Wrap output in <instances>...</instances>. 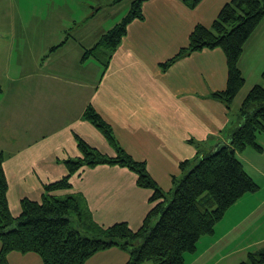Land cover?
I'll return each mask as SVG.
<instances>
[{"label": "crops", "instance_id": "obj_1", "mask_svg": "<svg viewBox=\"0 0 264 264\" xmlns=\"http://www.w3.org/2000/svg\"><path fill=\"white\" fill-rule=\"evenodd\" d=\"M228 1L202 0L196 7H190L184 0L144 1V18L128 25L127 34L103 74L98 61L81 59L83 52L123 17L106 27L99 25L95 18L102 9L97 4L91 5V13L81 15L86 18L81 21L74 17L78 10L73 8L49 14L51 20L70 17L74 25L78 21L80 24L72 29L73 41L66 39L54 51L51 48L62 41L57 39L52 46L44 45L48 48L44 59L36 51L34 75L47 79L49 86L42 90L43 81H35L31 91H27L26 105L18 98L17 123H5L0 128L6 133L10 147L6 153L0 145V152L5 155L12 213L21 212L23 197L40 200L45 183L67 174L61 160L81 154L76 134L103 153H116L106 136L83 118L89 103L112 125L120 145L137 160L146 161L150 174L165 191L173 189L174 177L182 176L180 162L197 155L196 142L208 151L217 142L228 140L229 132L239 122V114L234 118L233 104L230 109L210 97L211 91L227 86L224 52L219 48L205 49L178 58L167 69L162 67V63L189 44L194 27L199 23L211 26ZM254 35L241 57L242 70L248 43L257 36ZM30 42L35 44L38 38L33 37ZM5 118L8 122L12 116ZM71 181V188L57 193L83 194L94 219L102 225L126 221L138 229L152 205V190L139 186L136 173L126 166L97 164L72 175ZM211 236L215 232L202 236L199 242ZM129 256L128 251L115 246L95 253L86 264H125ZM8 261L44 264L34 252L12 251ZM184 264L203 262L198 257L188 260L185 254Z\"/></svg>", "mask_w": 264, "mask_h": 264}, {"label": "trees", "instance_id": "obj_2", "mask_svg": "<svg viewBox=\"0 0 264 264\" xmlns=\"http://www.w3.org/2000/svg\"><path fill=\"white\" fill-rule=\"evenodd\" d=\"M144 1L134 0L127 15L104 31L92 47H87L81 59L98 61L103 74L127 34L128 25L144 18ZM184 1L196 7L202 0ZM263 20L264 0H230L211 26L197 24L190 34L189 44L162 63V67L167 69L178 58L193 52L221 49L228 66L227 86L211 91L210 97L231 109L245 85L239 64L246 43ZM79 24L80 21L76 22L71 29H77ZM64 43L52 47L51 51ZM238 114L239 122L229 132L228 140H224L229 146L213 152L214 148L206 151L196 142L197 155L180 162L182 176L174 177L171 191L157 184L146 161L137 160L120 145L112 125L91 103L86 106L83 118L106 136L116 153H103L76 134L81 154L61 160L67 174L45 183L40 200L23 197L18 215L10 208L5 155L0 152V264H9L8 255L12 251L34 252L44 264H86L95 253L115 246L128 251L130 256L125 264H184L185 254L197 251L202 236L212 235L216 225L239 199L260 189L238 153L249 145L263 150L257 137L264 132V85L255 84L250 89ZM105 163L130 168L137 175L138 185L152 190L151 208L138 229H133L126 221L102 225L94 219L83 194L57 193L72 187V175ZM239 264H264V247L250 252Z\"/></svg>", "mask_w": 264, "mask_h": 264}, {"label": "rangeland", "instance_id": "obj_3", "mask_svg": "<svg viewBox=\"0 0 264 264\" xmlns=\"http://www.w3.org/2000/svg\"><path fill=\"white\" fill-rule=\"evenodd\" d=\"M132 1L0 0V88L2 89V91L0 89V128L5 123L12 121L17 123L15 106L18 98L26 105L27 91H31L35 81H43L42 90H47L49 86L47 79L38 74L34 75L36 71L34 69L37 67L36 51L38 54L41 53L44 59L48 53V48L44 45L52 46L57 39L65 41L69 38L73 41L72 35L68 34V32L73 33L71 29L73 23L70 22L72 18L59 17V20H55L52 17L51 20L49 14L53 16L58 10L60 13L65 12L64 9L73 8L78 10L74 17L81 21V15L91 13V5L97 4L102 10L95 18L96 23L106 27L113 24L116 19L125 17L132 7ZM11 21L15 23L12 24ZM90 25L91 23L87 26ZM255 36V41L248 43L243 58V70H241L246 80L233 102L234 118L239 113L241 101L250 89L255 84L264 85V20L255 31ZM33 37L38 38L35 44L30 42ZM255 44L259 46H254ZM39 86L40 84H36V87ZM19 88H21V96H19ZM7 116H12L8 122L5 120ZM257 141L263 146V150L249 145L243 152L238 153V157L260 185L261 192L259 190L248 192L239 199L216 225L215 236L200 241L196 255L191 256L190 253H186L188 260L198 257L203 264H239L248 258L250 252L264 247V132L258 133ZM7 143L6 133L0 131V145H3L6 153L10 150ZM171 197L168 196L169 199Z\"/></svg>", "mask_w": 264, "mask_h": 264}, {"label": "water", "instance_id": "obj_4", "mask_svg": "<svg viewBox=\"0 0 264 264\" xmlns=\"http://www.w3.org/2000/svg\"><path fill=\"white\" fill-rule=\"evenodd\" d=\"M229 143L227 141L221 140L217 142V144L214 146V151L213 152H218L220 149L224 147H228Z\"/></svg>", "mask_w": 264, "mask_h": 264}]
</instances>
